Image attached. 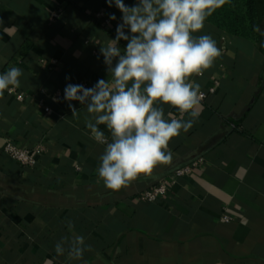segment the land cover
<instances>
[{
    "label": "crops",
    "instance_id": "0c3cea01",
    "mask_svg": "<svg viewBox=\"0 0 264 264\" xmlns=\"http://www.w3.org/2000/svg\"><path fill=\"white\" fill-rule=\"evenodd\" d=\"M101 8L116 19L96 17ZM0 21V74L22 71L20 87L0 97V264H264V54L252 38L207 21L194 33L222 52L192 77L207 92L199 117L169 142V163L112 191L98 177L106 145L86 127L92 114L57 93L110 78L100 49L115 39L121 11L107 0H0ZM7 138L33 150L38 167L6 152ZM165 180L158 200H142ZM76 235L91 250L80 260L57 255L56 243Z\"/></svg>",
    "mask_w": 264,
    "mask_h": 264
},
{
    "label": "clouds",
    "instance_id": "9594fccd",
    "mask_svg": "<svg viewBox=\"0 0 264 264\" xmlns=\"http://www.w3.org/2000/svg\"><path fill=\"white\" fill-rule=\"evenodd\" d=\"M113 2L122 13V23L115 39L100 49L110 78L100 79L92 88L68 84L64 99L78 101L92 114L85 118L86 127L97 143L106 145L97 169L99 180L107 189L119 191L169 163V142L199 117L203 93L192 77L203 76L222 52L210 35L194 33L201 32L207 18L230 0H138L133 6L107 0L109 6ZM16 30L3 28L9 35ZM120 40L127 41L123 50ZM21 76L17 67L0 74V97L19 88ZM160 105L178 109L180 118L171 112L165 118ZM69 108L72 116L78 115L71 103ZM185 114L190 119L185 120ZM99 125L106 126L111 142ZM68 228L73 229L72 222ZM90 250L81 235L65 236L55 245L57 255L67 251L69 260H80Z\"/></svg>",
    "mask_w": 264,
    "mask_h": 264
},
{
    "label": "trees",
    "instance_id": "16d2710c",
    "mask_svg": "<svg viewBox=\"0 0 264 264\" xmlns=\"http://www.w3.org/2000/svg\"><path fill=\"white\" fill-rule=\"evenodd\" d=\"M206 21L220 31L252 38L264 54V0H230Z\"/></svg>",
    "mask_w": 264,
    "mask_h": 264
},
{
    "label": "built area",
    "instance_id": "2783aa9c",
    "mask_svg": "<svg viewBox=\"0 0 264 264\" xmlns=\"http://www.w3.org/2000/svg\"><path fill=\"white\" fill-rule=\"evenodd\" d=\"M58 12H54L51 15V19H54L56 16H58ZM95 16L103 19L105 23H110V18L107 16L106 11L101 8L96 13ZM53 64H56V62L53 61ZM209 92H214V89H209ZM203 93V99L206 98L207 92L202 91ZM57 95L60 98H64V92H59ZM18 98L22 99V95L18 94ZM5 150L8 152L13 158H15L23 167H30V168H36L38 167V159L36 157V154L33 150H31L28 147L20 146L18 145L14 140L7 138L6 139V145ZM192 169V166H187L181 169H178L173 175L172 178L182 176L188 172H190ZM167 190V181L160 182L157 186L151 189H147L141 196L143 201H156L159 199V196L161 194H164ZM226 220H229L230 218L228 216H225Z\"/></svg>",
    "mask_w": 264,
    "mask_h": 264
},
{
    "label": "rangeland",
    "instance_id": "374dc122",
    "mask_svg": "<svg viewBox=\"0 0 264 264\" xmlns=\"http://www.w3.org/2000/svg\"><path fill=\"white\" fill-rule=\"evenodd\" d=\"M232 1H235V2L238 1L239 2V1H242V0H232Z\"/></svg>",
    "mask_w": 264,
    "mask_h": 264
}]
</instances>
